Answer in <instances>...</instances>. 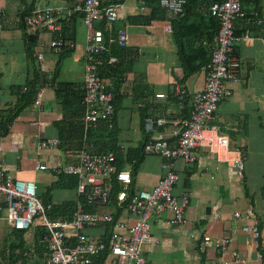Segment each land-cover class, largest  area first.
I'll list each match as a JSON object with an SVG mask.
<instances>
[{
	"label": "crops",
	"instance_id": "obj_1",
	"mask_svg": "<svg viewBox=\"0 0 264 264\" xmlns=\"http://www.w3.org/2000/svg\"><path fill=\"white\" fill-rule=\"evenodd\" d=\"M102 2L121 3L120 17L107 36H114L118 28L125 27L128 37L125 46L112 42L116 46L118 61L123 64V74L114 99V131L109 139L112 140L111 143L115 142L120 165H128L131 170V189H150L164 174L162 163L165 159L145 152L143 147L140 152V147L149 135L144 128L143 119L147 114H161L169 120L187 117L191 99L180 108L172 95L173 83L182 78L190 93L203 87L204 64L188 74L185 71L203 61L205 51L202 45L210 47L205 38H202L200 47L197 43V36L203 37L211 29L207 16L203 18L199 14L205 1L197 0L194 11L183 12L174 18L191 34L185 39L187 48L179 38L177 46L174 36L177 31L173 30L174 23L171 20L145 21L151 12L146 0ZM51 5L67 8L71 3L70 0H0V107L14 105L16 96L10 93V87L18 84L22 86L32 76L25 49V36L18 25L17 13L19 10ZM242 7L245 14H251L254 18H238L234 21V33L239 38L235 41L232 55L239 63L238 80L227 84L231 94L219 102L214 117L209 122L227 134L232 145L243 151L244 176L237 177L232 166L218 161L205 147L196 149L197 159L193 163H187L180 158L174 159L172 168L178 174V180L173 193L178 196L186 192L188 195V203L184 207V221L180 224L172 223L171 213L168 211L151 215V237L144 245V264H264V29L255 22L258 16L264 14V0H242ZM166 24L170 25L169 29L165 27ZM66 27V36L73 39L72 50L62 56L54 53L48 46L52 33L48 30H36L30 31L35 33L32 55L36 51H43L45 66L50 62L54 66L53 70L56 66L59 68L65 56L79 60L81 70L77 78L71 79L66 69L61 70L63 73L58 69L56 80L82 83L86 26L81 14L73 13ZM246 31L249 34L244 37ZM194 36L196 39L191 38ZM185 53L189 55L184 57ZM15 56L18 67L13 70L9 61ZM53 70L49 68L48 73L46 68L42 75L38 73L37 85L42 90L41 105L30 103L25 106L9 125L7 134L0 137V167L14 177L33 180L39 188L38 194L43 202L57 205L68 200L76 201V186H70L66 178L62 181L64 184L50 186L61 175L66 174L58 173L52 168L35 169L37 160L49 167L67 161L62 147L43 150L37 148L42 139L59 135L58 138H61L65 135V130L61 128L63 109L55 97ZM62 75L65 77L61 78ZM103 80L106 89L113 87L111 78L104 77ZM158 93L163 96H156ZM176 130V124L167 122L158 128L156 134H161L174 146L178 137ZM68 136V144L76 142L74 132H70ZM138 157L141 160L134 168L135 159ZM111 183L110 186L118 189L119 184L116 186L114 179ZM111 193L108 204L93 205L91 211L111 212L114 218L133 222L134 216L128 209L124 205H118L116 192L112 189ZM247 208L252 209V217L249 219L234 216L235 211L243 213ZM253 220L257 221L260 229L261 242L258 246L251 235L242 230L245 223ZM17 230L19 229L13 228L8 222L5 203L0 196V250L4 243L16 239ZM86 231L90 235L107 238L112 232V224L87 227ZM23 236L25 242L32 243L34 229L23 232ZM205 236H210L211 239L228 238L227 248L220 250L212 241L204 243ZM258 251L262 252L261 258H257ZM32 253L35 257L39 251L34 250ZM112 259L110 254L103 253L93 258L90 264H102V261L126 264L123 257L115 258L114 262Z\"/></svg>",
	"mask_w": 264,
	"mask_h": 264
},
{
	"label": "built area",
	"instance_id": "obj_2",
	"mask_svg": "<svg viewBox=\"0 0 264 264\" xmlns=\"http://www.w3.org/2000/svg\"><path fill=\"white\" fill-rule=\"evenodd\" d=\"M71 6L64 8L59 5L45 6L32 9L24 16V23L29 31L48 30L52 33L48 46L54 53L63 51L61 36V17L71 12L82 14L86 26L84 42V65L82 77L84 105L81 121L83 123V136L89 127L103 120H110L114 113L112 91L105 89L103 78L97 73L101 55L110 50L112 42L118 46L127 44V29L118 28L114 36H107L97 23L103 22L105 28L112 29L115 21L120 17V2L103 3L102 0H70ZM185 0H159L170 17H176L183 11ZM210 13L218 21V30L210 47L209 60L203 65L205 73L204 84L201 89L188 92L182 81L173 83L172 95L181 108L183 103L191 99L189 114L183 119H167L161 114H147L143 119L144 128L148 138L143 144L147 153L157 154L165 159L162 163L164 174L150 189H131L132 175L128 165L117 166L116 151L109 149L94 151L85 140L79 147L63 149L67 161L57 163L52 167L37 160L35 169L54 171L77 178V199L75 207L69 218H49L47 211L51 203H44L37 192L33 180L17 178L10 175L0 167V196L3 197L6 218L13 228L29 232L35 227L46 229L43 242L47 250L45 258L38 264H90L95 257L103 253L115 258L123 257L126 264H144V245L150 239V217L152 214L168 211L171 213L170 221L180 224L184 221V207L188 203V195L173 193L178 174L172 168V161L176 158L187 163L197 159L196 149L205 147L218 161H222L235 169L239 178L244 176V153L231 144L227 134L209 121L213 119L219 102L231 90L229 82L238 80V61L232 55L235 41L239 38L234 33L235 18L244 16L242 0H215L209 5ZM2 11L0 10V15ZM255 22L264 29V14L256 18ZM167 29L170 28L166 24ZM2 25L0 24V31ZM249 31L243 35L247 37ZM264 43V37H262ZM37 69L42 75L46 71L43 51L36 52ZM115 57L110 56L112 62ZM156 96H163L162 93ZM42 90L38 89L33 103L41 105ZM167 122L176 124L178 137L176 144L171 146L161 134H156L159 127ZM61 139L48 137L39 141V150L60 147ZM38 150V151H39ZM39 155L40 153L37 152ZM115 180L119 187L116 191V201L119 206L124 205L134 216V221L128 223L114 218L111 212H97L85 209V205H106L110 202L112 186ZM235 217H252V209L247 208L243 213L234 212ZM111 223L112 232L107 238L90 235L87 227ZM242 230L248 232L258 246L261 242L260 229L256 220L245 223ZM212 241L220 250H225L229 239L217 237L211 239L204 237V243ZM233 254H235L233 252ZM262 252H257V258ZM102 264H109L102 261ZM226 264V263H222Z\"/></svg>",
	"mask_w": 264,
	"mask_h": 264
},
{
	"label": "trees",
	"instance_id": "obj_3",
	"mask_svg": "<svg viewBox=\"0 0 264 264\" xmlns=\"http://www.w3.org/2000/svg\"><path fill=\"white\" fill-rule=\"evenodd\" d=\"M148 2V6L151 8V12L146 18V22H150L152 19H169L174 23V31L175 32V39L177 46H179L178 38L183 41L182 44L184 47L187 48L188 43L185 42V39L187 38V35H191L189 31H187L185 28L183 29L181 25H179V22L175 21V17H170L168 15L167 10L160 6L159 0H146ZM205 1L204 6L202 7L201 12L199 11V14L204 18L207 16V22L209 27H211L210 32L206 31L207 34H205L203 37L198 38V44L199 47L202 45V38H205L208 43H210V47L213 43V37L216 35L218 30V21L215 16H213L209 11V5L215 1V0H202ZM197 0H185V3L183 5V11L182 13H186L189 11H194L197 8L196 4ZM243 9V7H242ZM31 10H19L18 14V25L21 27V29L24 32L25 36V42H26V53L28 55V60L31 65V73L32 76L29 81L26 82L24 85H12L10 87V93L14 94L16 96V102L12 106H7L6 108L0 107V137L4 136L8 132L9 125L12 123V121L16 118V116L21 112V110L29 105L30 103H33L35 94L37 90L39 89L38 83V77L40 75L38 69H37V57L36 52L34 55H32V45L35 40L34 34H32L26 27L24 23V16L30 12ZM73 13L77 12H71L68 16L61 17L60 21L62 23L61 26V36L62 40L64 42L63 44V51L61 53H56L60 56L63 54H66L69 52V50L73 47V39L72 37H68L65 34V31L67 29V22L70 20V17ZM181 13V14H182ZM81 14V13H80ZM82 16V14H81ZM246 17H253L251 14H245L242 17H238L241 19H246ZM238 18H235L238 19ZM234 20V21H235ZM255 20V19H254ZM97 26H100L105 34V37H107L108 29L105 28V25L103 22L97 23ZM207 27V26H206ZM207 27V28H209ZM185 31V32H182ZM179 36V37H177ZM192 39H196V37H191ZM191 39V40H192ZM192 44V41H190ZM194 44V43H193ZM116 46L112 43L110 46V50L108 52H104L101 55H96V57L100 58V63L97 68V73L101 77H109L113 81V87L108 88L106 90L112 91L114 94L113 97V105H114V99L117 95V91L119 90V84L122 81V74H123V64L121 61H118V55L116 54ZM210 47H205L202 45L203 50L205 51V56L203 61L198 62L195 64V67H192L191 69H187L185 72L187 74L193 70H197L200 65L205 64L210 57ZM179 50L181 51V47H179ZM202 50V49H201ZM208 52V53H207ZM188 53L183 54L184 57H187ZM65 56V55H64ZM110 56L115 57V60L112 62H109L108 59ZM84 57V56H83ZM85 58V57H84ZM84 60V59H83ZM84 65V61H83ZM59 68H55L53 71V77L52 80L54 81V91H55V97L58 99L59 103L61 104V107L63 109V117L61 120V128L62 130H65V135L63 134V137H61V145L63 149L68 147H79L83 140L86 141L88 145H91V149L94 151H104V150H115V142L111 143L112 140L109 139V137L112 136L113 129H112V119L110 120H99L95 126H91L87 129L85 136H83V123L81 121L84 105L82 103V97H83V89H82V83L71 81V80H56ZM30 71V70H29ZM39 73V75H38ZM182 81V78L179 79ZM174 98V97H173ZM175 99V98H174ZM187 101V100H186ZM185 101V102H186ZM177 102V101H176ZM185 102L183 103V106L185 105ZM182 106V107H183ZM115 109V108H114ZM189 114V112H188ZM114 115V114H113ZM64 132V131H63ZM74 132L76 135V142L73 144H68L69 140V133ZM71 135V134H70ZM60 136V135H59ZM58 136V137H59ZM71 139V138H70ZM93 141V142H92ZM95 144V146H93ZM142 147H140V152L142 151ZM141 157H138L135 159L134 162V168L137 167V164L140 162ZM116 163L117 166L121 167L119 161L120 156H116ZM65 176V177H64ZM67 179L69 181V185L72 187H75L77 184V178L74 175H61V177L51 183L50 186H60L64 184L62 181L64 179ZM116 182V181H115ZM116 186H118V183H115ZM114 187V188H113ZM112 189L116 192L117 189L115 186H112ZM76 201L74 200H68L64 201L60 204L52 205V207L47 211V214L49 218L56 219V218H69L72 214L73 208L75 207ZM86 210H93V205L87 204L84 206ZM22 230H17L16 239H10L7 241V243H4V246L0 250V264H38L40 261H42L47 253L45 246V243L43 242V236L46 232V229L42 226H38L34 228V237L32 243H27L24 240ZM40 249V250H39ZM39 251L37 256H33L32 251ZM41 257V258H40ZM202 264V262L200 263Z\"/></svg>",
	"mask_w": 264,
	"mask_h": 264
},
{
	"label": "rangeland",
	"instance_id": "obj_4",
	"mask_svg": "<svg viewBox=\"0 0 264 264\" xmlns=\"http://www.w3.org/2000/svg\"><path fill=\"white\" fill-rule=\"evenodd\" d=\"M63 61L60 63L59 65V70L61 71L62 69H66L65 71L68 73V75H70L69 77L71 79H75L78 77L79 73H80V70H81V62L79 60H72L70 56H65L63 57ZM10 65H11V68L13 70H15L17 67H18V62L16 60V56L15 57H12V59L9 61ZM50 62L47 63L46 65V68H47V71L49 73V68L51 69V71L54 69V66L51 64ZM29 68L30 70L32 69L31 68V65L29 63ZM54 71V70H53ZM63 73V71H61ZM67 76V75H66ZM17 77V76H16ZM65 75H62L61 78H64ZM83 77V75H82ZM37 192H39V188H37Z\"/></svg>",
	"mask_w": 264,
	"mask_h": 264
}]
</instances>
